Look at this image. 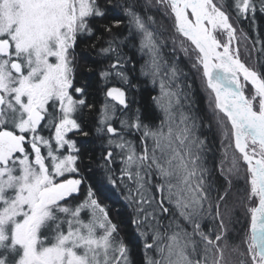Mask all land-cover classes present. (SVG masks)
<instances>
[{
    "label": "snow or ice",
    "instance_id": "6c2138e0",
    "mask_svg": "<svg viewBox=\"0 0 264 264\" xmlns=\"http://www.w3.org/2000/svg\"><path fill=\"white\" fill-rule=\"evenodd\" d=\"M262 17L264 0H0V264H264Z\"/></svg>",
    "mask_w": 264,
    "mask_h": 264
},
{
    "label": "trees",
    "instance_id": "16d2710c",
    "mask_svg": "<svg viewBox=\"0 0 264 264\" xmlns=\"http://www.w3.org/2000/svg\"><path fill=\"white\" fill-rule=\"evenodd\" d=\"M259 27L260 32L264 34V17L260 18L259 21ZM255 35V33H253ZM185 66L187 67V64L185 62ZM190 75L189 79L192 81L193 84V101H194V107L198 109L199 113L201 115L210 117V111L207 106V100L205 98V94L202 91V85L199 79L197 78L196 74L192 72L189 69ZM208 120H205V127L203 131L207 134L210 146H211V152L209 153V166H212L213 164L219 166L220 159L222 156V148L219 140V134L216 132L214 122H213V128L209 129L207 127ZM231 152V149H229ZM102 199L104 200V203L107 204L109 207L112 208L113 217L114 219L118 218V213L125 211L124 202L121 197L117 193H114L107 185L102 186ZM209 226V223H205V228ZM135 256L136 259L139 261L142 258V253L140 252L139 245L137 246L135 250Z\"/></svg>",
    "mask_w": 264,
    "mask_h": 264
}]
</instances>
